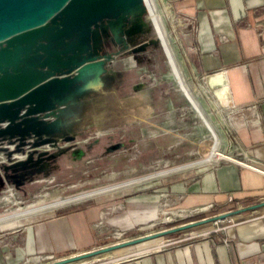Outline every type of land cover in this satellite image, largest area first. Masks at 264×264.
I'll return each instance as SVG.
<instances>
[{
  "label": "rangeland",
  "instance_id": "1",
  "mask_svg": "<svg viewBox=\"0 0 264 264\" xmlns=\"http://www.w3.org/2000/svg\"><path fill=\"white\" fill-rule=\"evenodd\" d=\"M71 1H55L54 14L60 19L51 26V40L34 59L33 71L40 73L44 82L52 81L46 86L42 108L33 112V104L23 108L19 116L26 115L13 124L8 120L0 122V131L11 129L0 137V215L38 201L49 202L117 185L205 159L214 146L212 134L172 75L144 1L93 0L76 6L82 16L67 20L61 13L71 6ZM162 1L171 10L166 0ZM182 17L176 14V25ZM46 22L50 24V19ZM167 25L187 81L196 90L198 85L197 97L208 103L206 110L216 123L221 148L225 146L237 161H242L241 151L225 126L226 116L211 94L201 91L199 83L204 86V80L191 74L181 40L170 30L172 25ZM85 66L88 67L82 69ZM211 165L214 164L79 201L38 215L33 222L53 213L59 216L68 210L96 205L104 206L101 218L107 220L126 210L121 211L126 206H120L124 201L132 202V197L155 189L161 181L192 178ZM98 199H102L99 204ZM166 199L165 205L156 210V219L142 230L136 228L134 234L120 235L109 227L98 246L195 221L212 210L194 212ZM16 228H0V240ZM102 257L82 262L101 263L99 260L106 258ZM48 262L39 259L28 264Z\"/></svg>",
  "mask_w": 264,
  "mask_h": 264
},
{
  "label": "crops",
  "instance_id": "2",
  "mask_svg": "<svg viewBox=\"0 0 264 264\" xmlns=\"http://www.w3.org/2000/svg\"><path fill=\"white\" fill-rule=\"evenodd\" d=\"M166 2L174 16L169 28L178 34L185 63L194 78L204 80L210 73L223 74L211 82L215 96L205 82L203 87L226 116L231 141L245 155L247 166L231 162L235 161L233 156L199 170L195 177L163 180L155 189L132 197V202L124 201L120 206H126L121 211L126 210L107 220L101 218L104 206L98 205L33 220L0 240V264H28L39 259L51 262L109 246L114 243L98 246L108 233L106 229L112 227L120 235L142 230L156 219V210L168 197L180 208H192L194 212L212 208L197 220L233 213L217 224L213 221L109 251L108 257L95 264H264V207L253 208L264 202V0ZM177 13L183 17L176 25ZM201 103L209 116L207 101ZM221 151L232 155L225 146ZM229 196L243 206L235 207ZM185 234L197 239L185 236L175 244Z\"/></svg>",
  "mask_w": 264,
  "mask_h": 264
},
{
  "label": "water",
  "instance_id": "3",
  "mask_svg": "<svg viewBox=\"0 0 264 264\" xmlns=\"http://www.w3.org/2000/svg\"><path fill=\"white\" fill-rule=\"evenodd\" d=\"M55 1L0 0V122L8 120L10 124H13L18 118H23L26 115L22 114L19 116L20 111L33 104H36L33 112L42 108L46 86L52 81L44 82L42 75L33 71L36 66L34 59L45 48L46 42L51 40V36H48L49 33L53 32L51 26L60 19L54 14L57 12ZM91 1L93 0H72L71 6L63 10L61 15H64L67 20H70L75 15L80 17L83 13L76 6L88 4ZM47 19H50L51 25L46 22ZM87 67L85 66L82 69ZM222 77L223 74L221 73H210L204 79L214 96L217 92L211 86V82ZM10 130V127H8L0 131V137L8 135ZM261 207H264V202L255 205L253 208ZM232 213L226 212L211 218L185 223L181 226L153 233V235L139 236L122 243L111 244L94 251L69 256L65 259L54 260L45 264H69L80 260V258L93 257L95 254L107 253L124 248V246L135 245L142 241L179 233L213 221L224 220Z\"/></svg>",
  "mask_w": 264,
  "mask_h": 264
},
{
  "label": "bare ground",
  "instance_id": "4",
  "mask_svg": "<svg viewBox=\"0 0 264 264\" xmlns=\"http://www.w3.org/2000/svg\"><path fill=\"white\" fill-rule=\"evenodd\" d=\"M143 1L146 11H148L152 26H154L157 39L161 44L164 55H166L167 63L172 71V75L174 76L177 84L179 83V88L181 89L183 95L189 100L191 107L195 109L196 112H198V114L202 119L203 124L212 134L214 146L212 148V151L209 153V157L207 156V158L205 159L203 158L201 160H197L195 162L188 164H183L178 167H173V168H168L166 170L153 172L150 175L139 177L137 179L126 180L117 185H111V186L109 185L108 187L94 189L93 191L79 192L78 194L64 198L50 200L49 202L38 201L31 206L20 208L17 211L7 212L6 214L0 215V228H4L8 225L18 228L24 222L27 223L33 221L35 217H37L38 215L42 216L45 213L54 212L57 209L64 208L65 206H70L72 204L79 203V201L89 200L95 196H100V195L105 196L110 192L120 191L122 189L135 188L138 185L151 183L152 180H157L163 177L165 178L167 174L181 173L184 172L185 170L188 171L190 169H194L195 167L206 166L210 164L216 165L221 160L223 161L226 158H230V159L233 158L234 155L231 154L229 155L221 151L220 148L222 142L220 141L217 132V126L215 125V122L203 110L201 100L200 98L197 97L195 85L188 82L186 79V73L181 66L179 56L175 50L174 42L170 36L167 25L168 23L169 25L173 24V15L171 10L167 9L166 5L162 0L161 1L143 0ZM199 86L206 93V89L203 87V85L199 84ZM235 162L238 161L235 159ZM107 253L95 254V256L89 258H80V260L74 261L69 264H85L82 261H86V260H90V261L94 260L92 262H95V260H98L100 256L102 257L103 255H106L103 256L102 258L108 257L109 254Z\"/></svg>",
  "mask_w": 264,
  "mask_h": 264
},
{
  "label": "built area",
  "instance_id": "5",
  "mask_svg": "<svg viewBox=\"0 0 264 264\" xmlns=\"http://www.w3.org/2000/svg\"><path fill=\"white\" fill-rule=\"evenodd\" d=\"M238 150V149H237ZM241 155L243 156V160L242 161H238V162H235V161H231V162H234V163H237V164H241V165H244V166H247L246 163L244 162V158H245V155L243 153H241ZM241 162V163H240ZM243 163V164H242ZM228 201L232 204L235 205V207H237L238 209H240L239 207V202L235 201V199H233L231 196L228 197ZM218 223V220L217 221H214V224H217ZM186 231V230H185ZM186 237H189L191 239H197V237L195 236H192L190 234H185L184 236H182V238H179V239H176L175 241V244H178L180 242H182V240ZM166 246V245H165Z\"/></svg>",
  "mask_w": 264,
  "mask_h": 264
}]
</instances>
